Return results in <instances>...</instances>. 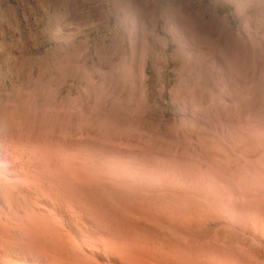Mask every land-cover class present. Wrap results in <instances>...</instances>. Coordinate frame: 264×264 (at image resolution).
Here are the masks:
<instances>
[{
    "label": "rangeland",
    "instance_id": "374dc122",
    "mask_svg": "<svg viewBox=\"0 0 264 264\" xmlns=\"http://www.w3.org/2000/svg\"><path fill=\"white\" fill-rule=\"evenodd\" d=\"M73 42H75V44H73ZM71 43L73 45H71ZM11 44H14V46ZM72 46L73 48L76 47L77 49L80 47L81 50L80 48L78 49L80 53L76 50L78 54H73L72 51H75V49L71 50L73 49ZM72 54L73 56H71ZM67 56H71V58L74 60L77 57L78 58L73 64V59L68 60ZM74 56H76V58ZM78 59L79 61L81 60L79 63ZM37 60L38 62L36 63ZM66 61H70L68 62L70 63V66L71 63L74 66L77 64L76 68H79V70H77L73 65V67L67 66ZM83 63L84 65H82ZM0 64V118H2V115L4 116L5 114L3 117L4 120L0 119V132H2V128L5 127V129L3 128L4 132L0 133V140H4L5 144H3L2 141H0V143L1 146H4L6 150L9 149L8 151L11 153L13 158H17L18 170L16 174H14L15 181L17 182V188L21 187L25 181L26 182L23 184L24 186L21 188L26 190L29 188L28 191H31L32 188L33 190L41 188L43 191H47V189L54 186H59L60 188L58 189L63 191L69 186V188H75L82 184L80 186L81 188L78 187V190L80 189L83 191V188H85L83 192H89L88 194H92V191L93 193L95 192V188L100 189L103 184H105L103 182L106 181L109 183V181H111L110 185L112 186H108L107 183V186L105 185L106 187H102L103 189L96 190V193L99 196L98 199L101 200H97L98 202H95L94 206L91 205L92 203H90L85 196H83V193L82 196L79 195L80 193H77L78 197H80L78 202H75L76 206L81 204L78 206V208L83 214L84 212L87 214L90 211L95 212L94 220H96V228L93 226L89 227V222L85 220L83 223L84 225L81 227V233H79L74 223H71V225L63 223V228L69 231H66L67 233L75 235L73 236V239L77 242H79L78 240H83L87 243L90 242L91 244L99 243L98 245L100 247L102 245L104 246L106 243L107 245L109 244L108 246L111 245L113 253L115 251V255L110 252L111 257L109 260H105L102 253L96 254L97 262L99 264H216V262L218 263V261H220L218 257L222 258L224 255H228L227 257L229 258L234 257L233 259L248 257L246 252L241 250V248L238 246L240 245L241 240V235L238 233L241 232V225L239 223V218H236V211L231 210H235V207H237L239 202L235 196L237 194L235 192V188L232 187L233 184L230 182V180L226 182V180L229 178L228 175L225 174L227 170L224 171V169L228 163L226 164L220 159L218 155V149L212 144V141H210L211 128L208 129V127H210L213 122H215L216 125H219V122L222 119H225V117L231 119L232 121L235 120L234 122L236 123H242V121L243 123H252L256 120L264 118V0H0ZM29 64H31V67ZM91 65L96 71H92L93 67ZM85 66L87 68H84ZM16 68L18 69L16 70ZM14 69L17 72V77L15 75L16 72ZM76 70L77 74H74ZM85 70L86 72H84ZM11 72H13V74ZM90 74H94V76L91 77ZM75 75L77 76L75 77ZM48 80L51 81L49 82ZM230 101L231 103L229 105ZM235 101L236 103H234ZM3 102L5 105L7 103V105L5 106ZM220 103L224 105H221ZM11 109L14 111H11ZM8 110L11 111V114ZM52 110L55 111L52 113ZM244 110L248 111L245 112ZM50 116L56 118H51L50 120ZM64 116H66V118ZM5 117H8L9 119H6ZM45 118H49L48 120L50 123H48V120L46 121ZM85 119V123H88H86L87 125H89L91 120L94 119L91 122L93 124L90 125L93 126L88 127L92 133H90L91 131L86 128L88 130L85 129L86 134L82 137L79 135H82L84 133V128L87 127V125L82 122ZM12 121L15 122L13 123ZM77 121L80 124H84L83 129V126L81 125L82 127H80V124L78 126L74 125L75 128L77 127L78 131L73 126L75 123L77 125ZM3 122L6 123V125ZM96 123H98V125H96ZM15 125L16 127H14ZM8 127L9 129H7ZM55 127H57V129H55ZM69 127L71 130H69ZM108 127L110 128L109 132H107ZM78 128H80L83 133ZM72 130L73 132L76 130L75 134L72 133ZM111 130H113V132H111ZM79 131L82 134H80ZM94 133L95 136L98 134L101 139H103L104 136L106 139H103L104 141L102 142L100 138V140L98 139L99 136L97 138L93 136ZM106 133H109L108 135L111 138L106 136ZM111 133H115V135L113 136ZM89 134H91V138H93V141H90L92 139L89 140L93 143L89 144L90 146L86 143L89 141L85 142V140L89 139V137H86L90 136ZM71 135H73L75 138L77 137L75 135H78V138L75 139L72 136L71 139ZM6 136L8 138H6ZM85 137L86 139L84 140ZM121 139L124 142H121ZM128 139H131L130 142H133L130 143ZM63 140H65L64 142H66V145L63 143ZM110 140L111 142L114 141L115 143H110ZM94 141L96 143H94ZM208 141H210V143H208ZM78 142L80 146L84 145L83 143H85L89 147L93 148H90L89 150L86 145V150L84 148L83 151L81 150V147L78 146V148L83 151L81 152L77 150L78 153L81 152L79 153L81 155L80 157L76 156L79 155L76 150V152H68L70 149L74 151V148L77 146L76 144ZM127 142L129 144L125 145ZM54 143H56L57 147ZM117 143L120 145V151L118 150ZM11 144H13V147ZM44 144H46L48 147L44 146ZM67 144H70L71 146H68ZM99 144L102 146L100 147ZM108 144H110L109 147ZM66 146H68V149H66ZM73 146L75 147L73 148ZM96 147H100L99 149L103 150V152L105 149L106 153H103L100 155L101 157H99L98 154H101L102 151L100 152L99 149L96 150ZM121 147L126 150L124 151ZM24 148L26 151H24ZM114 149L119 152H117L119 155H117L115 152L117 155V157L115 156L116 158L114 157L115 154H113ZM92 150H95V153L98 154H95ZM66 151L70 154L74 153V156L73 154H67ZM108 151L111 155L107 153ZM123 152H125L124 156L121 154ZM215 152H217V154ZM84 153H88V155H86L88 158L85 161L84 159L86 157H82L85 156ZM27 155H30L29 157L31 158H29ZM63 155L68 156H66V158ZM104 155L107 156L108 160V155L109 157L111 156L110 158H112L113 162L115 163L112 162V165L111 159V161H109L110 163H108ZM133 155H138L139 158L137 157L138 159L136 158V160L134 158L135 156L133 157ZM71 156H73V158H78H76L77 161H74L75 163L72 162L75 160V158L71 159ZM89 156L91 158H89ZM119 156L122 157L119 159ZM130 156L131 158L133 157V159H130L129 161L128 158H130ZM9 157L10 156H6L7 159ZM81 157L82 166L85 164V167H88V165L90 167L89 169H87V167L85 168L88 170V172H91L90 169L94 167L93 165H97L96 163L102 160V162H98V165L96 166L97 169L94 167V173L98 175L94 174L93 171L90 173L91 175H96L93 177L94 179L98 180L95 181L92 179L93 177H90L93 182L89 183H95L100 187L94 185L96 186L95 188H90L91 186L93 187V185L89 186V184H86L88 179H86L84 182V186V184L81 183L83 182L82 179L80 182L79 179H75L77 177L74 178L75 173L73 176L71 174L70 179L72 181L75 179L76 182L79 181L81 184H76V186L74 184L75 180L74 182L70 181L72 183L65 182V180L68 179L66 177L72 172L73 166V170L74 172L76 171V174L77 172L79 174L81 169H83V167L80 165L81 161H78ZM92 157L95 161L98 160V158L101 160L96 162L91 160L90 162V159H93ZM96 157L98 158L96 159ZM212 157H214V160ZM69 158L72 160L71 162L68 160ZM216 158H218L217 161H215ZM47 159H49V161ZM66 160L67 164L64 163V168L63 162ZM103 160H106L107 165L110 164V166L107 167L110 168L108 169L109 171L112 169L115 174L117 173L116 179L113 177L115 181H113V179L108 181L107 179L109 177L107 176L106 178L104 175H102L105 173H102L104 168L105 171H107V175L110 176L111 173L110 171L108 174L109 171L106 170L107 165L103 163L105 162ZM220 160L224 163V167H222V162V164L219 163ZM41 161L42 163H40ZM59 161L62 162V165L59 163ZM68 161L71 164L68 163ZM88 161L90 164L88 163L87 165ZM214 162H218L219 166H217L215 163L217 166L215 167ZM45 163H47L46 166L44 165ZM76 163L78 166L80 165L77 168H75ZM101 163L106 165H103V169L98 167ZM59 164L63 167V170L61 169L62 172L64 171L63 173L60 171L61 167ZM68 164H70L69 167L72 166L70 168L71 172L69 171L70 173L68 172V169H66ZM102 164L100 166H102ZM209 164H211L213 168L215 167L214 169L219 168V171L222 169L223 173L227 177L226 178L223 173H218L219 175H222L221 178L223 177V182L220 181V183L224 184L223 188L219 184L221 187L220 190L218 188V182L221 178H218L220 176H217L218 170H215L216 173L213 171L214 169L212 170V177L210 171L212 166ZM58 168L59 171L56 172ZM98 168L103 171L101 172V170ZM83 170L82 172H84ZM99 170L102 174L99 172ZM207 171H209V174L206 173ZM52 173L53 176H51ZM99 173L103 177H101ZM80 174L82 175V173ZM90 174H87V178ZM111 174V178L112 176H115V174ZM58 175L66 178H62L65 183L60 179L61 177H58ZM77 176L79 178V175ZM83 176H85V174ZM56 177L59 178L58 181ZM85 177H83V179H85ZM30 178H32V180ZM101 178H105L103 179L105 181L100 180ZM164 178H167L168 181L166 179L164 180ZM213 178L214 184L216 185L217 183L216 186L213 184V181L211 183V179L213 180ZM20 179L25 180L21 182ZM37 180L39 183L41 182L40 184L42 185L37 183ZM91 180L89 179L88 181ZM99 180L102 182V184H98L100 183ZM53 181L55 184L52 183ZM130 181L131 184L132 182L133 184H137L138 181V186L136 184L134 186L138 187L140 190L133 187V184L131 186L129 183ZM140 181H145L144 183L149 184L148 186L150 188L152 187V183L153 185L158 184L161 189L156 185L154 186L156 189H154L157 190V188H159L158 190L160 191L157 192V190L155 192L152 187L151 189H153L155 193L152 195V190L150 191L148 189L149 191H147L144 186L146 184L141 183ZM171 181L173 183L175 182L176 184H172ZM35 182L36 184H34ZM58 182L59 184H57ZM163 182L165 183L164 186ZM166 183H169V186ZM69 184H72L73 186ZM121 184H123V186H120L119 188L118 185ZM160 184L162 185L160 186ZM210 184H213L218 190H216L214 187L213 189L212 185ZM228 184H231L235 195L233 192H231L232 190L230 191V187H228L230 185ZM116 185L119 188L118 192ZM173 185L175 188L177 187L176 190H174L175 188L172 187ZM140 186L143 187L142 190ZM148 186L146 185V187ZM88 187L91 190H89ZM126 187L130 188L127 189ZM187 187L189 188L188 190H190V192L187 190L188 193H192L193 191V193L190 195L193 200L188 198L189 194L187 195ZM113 188H115L116 193ZM131 188H135L133 190H136L137 192L140 191L141 194L145 192L146 194L144 193L142 196L145 195L148 201L150 199L153 200L150 205L152 206V210H146V208L149 207V205L146 204V199V202L143 200L144 206L141 204V206L144 208L139 205L142 201V198L144 199L145 197H141V200L139 201L140 197L138 196L141 195L137 196L135 194L137 192L133 193L131 190H129ZM144 188L147 192H149L148 196H152L153 198L155 196V198H148L147 192L144 191ZM111 190L115 194L110 192ZM122 190L123 192H121ZM124 190L125 193L126 190H128L129 193H132L128 194L127 192V195L125 196ZM164 190L166 192H164ZM209 190H214L215 192H211L213 194L218 193L219 191V195H211L218 197L220 194H222V198H225L227 203L232 201L233 204V200L235 199L237 202L236 206L234 205V207L232 206L233 208H230L232 205L230 202L231 205H229V209L231 210H226L225 212L229 213L226 214L223 211L225 208H228V206L225 207L226 204L224 202L226 200L221 199V202L223 201L222 203L225 204V206H223L222 203H220L222 205L220 206L218 203L219 201H217L220 197L218 199L215 198L217 199L215 200V202H217L216 205L218 204L217 206L219 208L223 207V209H220V212H218L219 208H217L215 204L211 203L213 207H208H212V210L209 209L210 212L208 211V214L207 210L205 212L208 215L207 218V215L203 213L204 208L208 204L210 205V202L214 200L211 199V196L209 197L207 193L209 192L210 194ZM225 190L226 192H229L225 194L226 196L224 195ZM182 192L186 193V195L181 194ZM140 193L138 192L137 194ZM163 193H165V196H168L167 193H172L169 196L170 198L173 196L171 201L174 199L173 203H176V205L179 203V206H174V204L172 205L169 202L171 207H173H169V211L168 205L170 204L167 202L170 200L169 197L164 198L168 204L162 202L164 200H159L163 199ZM100 194L104 196L101 197ZM228 194H232L231 198L234 195L232 198L233 200L231 198H229L230 201L228 200ZM134 195L137 197V200ZM157 195L158 197H162L158 199V201L161 202L156 200V198H158L156 197ZM205 195H208V199L210 198L209 202L206 200L207 198ZM105 196L108 197L105 198ZM127 196H131L129 197L130 199H128L129 201L133 199V204L132 202L129 203V201H127ZM132 196L134 197L132 198ZM109 197L111 199H109ZM112 198L114 200L113 203L116 204L115 206L111 205L113 203H110V201L112 202ZM186 199L192 201H189L192 203V206H189V203V205L187 204L188 201ZM73 201H77V196ZM138 201L139 207H137L138 209L136 208L135 210V208L133 209V206L136 207ZM86 202L88 205H86ZM104 203L106 206H104ZM128 203L130 206L132 204V208ZM159 203L160 205H158ZM118 206H121V208ZM111 207L113 208L111 209ZM154 208L157 209V221L156 218H153L154 215L151 216L152 213L156 216ZM51 209L52 208H50V210ZM130 209H133V215L130 214L133 213ZM158 209L159 211L162 210L164 212H159ZM206 209L208 208L206 207ZM189 210H193L192 212L195 211L194 214L190 215L194 221H191V219L187 217ZM213 210L216 211L213 212ZM147 211H150V214L149 216L146 214L145 216L148 217L144 218L145 216L143 215L145 212L148 213ZM184 211H186V213ZM221 211H223L222 214ZM230 211L235 214V216L230 213ZM51 212H54L53 209ZM183 212L184 214H182ZM126 213H128V215ZM135 213L138 214L135 215ZM165 213L168 215L165 216L166 220L164 219ZM55 214H57L56 216L59 218L58 212ZM87 214H84V216L87 217ZM216 214L219 216H225L226 214V216L225 218L221 216L220 218L222 219H220ZM130 215L132 217L134 216L133 219H131L132 217ZM160 215L162 218H160ZM179 215H181L183 218L185 216L189 220H185L184 218L185 221H182L183 219L180 218ZM215 215L217 218H214L216 217ZM19 216L23 215L19 214ZM170 216H172V218H169ZM174 216H177L179 220H176L177 218L175 219ZM231 216H234L236 219L232 217L234 218V221H231L232 218H229ZM158 217L159 220L161 219L160 221H158ZM168 219H171L172 221L174 220V223H179L172 225L171 221V226H169L167 221ZM24 220L17 223V244L21 243L22 241L31 243L39 238L37 236H42L43 234L48 236L50 234L49 231H47V225L44 220L41 221L40 219H35L36 221L32 222L31 220L34 221V219H30L29 217H26ZM162 220L164 221L162 222ZM113 221L115 222L113 223ZM235 221L239 225L236 224ZM39 222L43 223L38 225ZM160 223H163L164 226L161 224L159 227ZM113 224H116V227L113 228ZM221 225L224 227H221ZM36 228L40 231L36 230ZM68 228L70 229L68 230ZM111 228L114 229L113 231L116 230L115 234L114 232H112L113 234L110 233L111 235L109 234V232L112 231ZM125 228L127 230L129 228V230L127 231ZM73 229L76 230V232ZM97 231L99 232L97 233ZM126 231L129 233L127 234ZM1 233H4L3 228H0V241L3 242V240H8V235L4 233L2 234V237ZM155 233L158 234L159 238H156L157 235ZM44 235L42 238L45 237ZM50 235L52 236V234ZM114 235L116 238L113 239L114 237H112V239L109 240V236L111 238V236ZM163 235L165 237H163ZM233 235H236V238H233ZM59 239L60 238L57 237L56 241ZM157 239L160 241L158 242ZM226 239H228V241H226ZM113 240H115L116 243L113 242ZM44 241L45 240H43V242ZM157 242L158 244H156ZM113 243L118 244V246ZM114 245L115 247L113 248ZM175 247L176 249H174ZM111 248L108 249L111 250ZM231 248L235 250H231ZM119 250L121 254L119 253ZM219 251L222 252V254L219 253ZM156 252L159 253L156 254ZM163 253L164 256L166 255L167 257L161 256ZM157 256H159V258H156ZM211 258L213 262L210 261Z\"/></svg>",
    "mask_w": 264,
    "mask_h": 264
},
{
    "label": "bare ground",
    "instance_id": "6f19581e",
    "mask_svg": "<svg viewBox=\"0 0 264 264\" xmlns=\"http://www.w3.org/2000/svg\"><path fill=\"white\" fill-rule=\"evenodd\" d=\"M70 2V1H69ZM63 9V8H62ZM108 11V10H107ZM12 13V12H11ZM62 13V12H61ZM82 20V19H81ZM64 21H66V20H64ZM60 23V22H59ZM63 23V22H62ZM68 23V22H67ZM71 23V22H70ZM3 26V25H2ZM51 32V31H50ZM59 32V31H58ZM38 33V32H37ZM41 34V33H40ZM59 34V33H58ZM41 36V35H40ZM60 36V35H59ZM68 36V35H67ZM74 38V37H73ZM83 40V39H82ZM15 41V40H14ZM71 41V40H70ZM77 41H78V39H77ZM19 42V41H18ZM24 42V41H23ZM8 43V42H7ZM13 43V42H12ZM20 44V43H19ZM73 44H75V42H73ZM72 43H71V45H73ZM12 45V44H11ZM16 45V44H15ZM6 46H7V44H6ZM12 46H14V44L12 45ZM74 46H76V45H74ZM18 47V46H17ZM70 47V46H69ZM10 48V47H9ZM16 48V47H15ZM68 48V47H67ZM72 48H73V46H72ZM80 47H78V49H79ZM75 49V51H72L73 52V54H78V49L76 48V47H74L73 49H71V50H74ZM7 50V49H6ZM76 50L78 51V52H76ZM80 50H81V48H80ZM71 52V51H70ZM87 52V51H86ZM95 52V51H94ZM80 53V52H79ZM70 54V53H69ZM73 54L71 55V56H73ZM76 54V55H77ZM96 54V53H95ZM99 54V53H98ZM8 55V54H7ZM68 55V54H67ZM45 56V55H44ZM65 56V55H64ZM71 56H67L68 57V60H72L73 58H71ZM84 56V55H83ZM75 58H76V56H74ZM81 57H82V55H81ZM89 57V56H88ZM98 57V56H97ZM69 58H71V59H69ZM78 58V57H77ZM76 58V59H77ZM92 58V57H91ZM39 59V58H38ZM76 59L74 60L73 59V61L74 62H72L73 64L75 63V61H76ZM31 60V59H30ZM35 60H36V58H35ZM41 60V59H40ZM40 60H39V63H40ZM98 60V59H97ZM17 61V60H16ZM19 61V60H18ZM45 61V60H44ZM48 61V60H47ZM51 61V60H50ZM81 61V60H80ZM79 61V59H78V63L80 62ZM30 62V61H29ZM38 62V60L36 61V63ZM67 62V66H70L69 64L70 63H68V62H70V61H66ZM86 62H87V60H86ZM7 63V62H6ZM9 63V62H8ZM15 63V62H14ZM32 63H34V62H32ZM42 63V62H41ZM44 63V62H43ZM71 63V66L73 65ZM85 63V62H84ZM84 63L82 64V65H84ZM5 64V63H4ZM28 64V63H27ZM26 64V65H27ZM45 64V63H44ZM1 65V64H0ZM23 65V64H22ZM30 65V67H31V64H29ZM38 65H40V64H38ZM80 65H81V63H80ZM98 65V64H97ZM96 65V66H97ZM101 65V64H100ZM36 66V65H35ZM70 66V67H71ZM74 66V65H73ZM72 66V67H73ZM78 66H79V64H78ZM92 66V65H91ZM4 67V66H3ZM10 67V66H9ZM29 67V66H28ZM33 67H34V65H33ZM39 67V66H38ZM75 68L77 67V64H75V66H74ZM93 67V66H92ZM7 68V67H6ZM83 68V67H82ZM84 68H87L86 66L84 67ZM83 68V69H84ZM97 68H99V67H97ZM18 68H16V70H17ZM74 69V68H73ZM73 69H72V71H73ZM77 70H79V68H76ZM93 70L92 71H96L95 69H94V67L92 68ZM15 70V69H14ZM16 70H15V72H16ZM22 70V69H21ZM30 70V69H29ZM77 70L75 71V73L74 74H77L76 72H77ZM90 70V69H89ZM98 70V69H97ZM7 71H9V70H7ZM19 71H20V69H19ZM27 71H28V68H27ZM22 72V71H21ZM26 72V71H25ZM74 72V71H73ZM84 72H86V70L84 71ZM98 72V71H97ZM96 72V73H97ZM12 74H13V72H11ZM79 73V72H78ZM83 73V72H82ZM27 74V73H26ZM84 74V73H83ZM94 74H95V72H94ZM94 74H90L91 75V77L92 76H94ZM4 75V74H3ZM15 75H16V77H17V72L15 73ZM20 75V74H19ZM77 75H75V77H76ZM1 77V76H0ZM5 77V76H4ZM6 78V77H5ZM80 78H82V77H80ZM79 78V79H80ZM94 78V77H93ZM83 80V79H82ZM82 80H80V81H82ZM49 81V80H48ZM51 81V80H50ZM49 81V82H50ZM58 83H60V82H58ZM11 87V86H10ZM12 88V87H11ZM4 90V89H3ZM14 90V89H13ZM8 92V91H7ZM12 92V91H11ZM14 93V92H13ZM3 97V96H2ZM12 97V96H11ZM15 102V101H14ZM68 103V102H67ZM223 103V102H222ZM228 103V102H227ZM230 103H231V101L229 102V105H230ZM234 103H236V101L234 102ZM261 103V102H260ZM3 104L5 105V103L3 102ZM218 104H219V102H218ZM221 104V103H220ZM224 104H225V102H224ZM224 104H221V105H224ZM263 104V103H262ZM6 105H7V103H6ZM5 105V106H6ZM227 105V104H226ZM257 105V104H256ZM11 106V105H10ZM53 106V105H52ZM243 106V105H242ZM241 106V107H242ZM260 106V105H259ZM223 107V106H222ZM240 107V106H239ZM247 107V106H246ZM9 108V107H8ZM12 108H13V106H12ZM57 108V107H56ZM55 108V109H56ZM238 108V107H237ZM245 108V107H244ZM250 108H251V106H250ZM17 109V108H16ZM15 109V110H16ZM241 109V108H240ZM246 109V108H245ZM254 109V108H253ZM252 109V110H253ZM5 110V109H4ZM7 110V109H6ZM13 109H11V111H12ZM222 110V109H221ZM250 110V109H249ZM8 111H10V110H8ZM11 111H10V114H11ZM14 111V110H13ZM53 111H55V110H52V113H53ZM63 111V110H62ZM61 111V112H62ZM213 111V110H212ZM230 111V110H229ZM232 111V110H231ZM235 111V110H234ZM245 111V110H244ZM246 111H248V110H246ZM245 111V112H246ZM236 112V111H235ZM241 112V111H240ZM262 112V111H261ZM260 112V113H261ZM228 113V112H227ZM252 113V112H251ZM3 114H4V112H3ZM9 114V113H8ZM12 114H13V112H12ZM16 114V113H15ZM55 114V113H54ZM59 114V113H58ZM233 114H234V112H233ZM233 114H232V116H233ZM237 114V113H236ZM243 114V113H242ZM262 114V113H261ZM6 115H7V113H6ZM48 115V114H47ZM77 115V114H76ZM210 115H211V112H210ZM230 115V114H229ZM239 115V114H238ZM247 115H249V114H247ZM4 116H5V114H4ZM3 115H2V118H0V119H3V117H4ZM8 116V115H7ZM10 116V115H9ZM13 116H16V115H13ZM12 116V117H13ZM37 116V115H36ZM56 116H59V115H56ZM243 116V115H242ZM0 117H1V115H0ZM49 117V116H48ZM63 117V116H62ZM65 118H66V116H64ZM248 117V116H247ZM251 117V116H250ZM260 117V116H259ZM6 119H9L8 117H5ZM17 118V117H16ZM20 118V117H19ZM23 118V117H22ZM51 118H56V117H51L50 116V120H51ZM69 118V117H68ZM73 118V117H72ZM239 118H240V116H239ZM5 119V120H6ZM11 119V118H10ZM28 119V118H27ZM42 119H44V118H42ZM46 119V118H45ZM49 119V118H48ZM48 119H46V121L48 120ZM74 119V118H73ZM73 119H72V121H73ZM87 119V118H86ZM86 119L84 120V121H82L83 123H85V121H86ZM89 119H92V118H89ZM4 120V119H3ZM2 120V121H3ZM12 120H13V118H12ZM14 120H15V118H14ZM19 120V119H18ZM37 120V119H36ZM56 120H61V119H56ZM88 120V119H87ZM94 120V119H93ZM93 120H91V122L93 121ZM219 120H221V119H219ZM242 120V119H241ZM254 120V119H253ZM10 121V120H9ZM68 121V120H67ZM208 121H210V120H208ZM235 121V120H234ZM234 121H232L231 119H228V118H226L225 117V119H222L220 122H219V125H216V123L215 122H213L212 123V125L210 126V124L208 123V125L210 126V127H208V129L209 128H211V140L210 141H212V144L214 145V146H216V148L218 149V151H219V157H220V159L224 162V163H228L227 165H226V167H225V169H224V171H226L227 170V172H225V174L226 175H228V178L229 179H227L226 180V182H228L229 180H230V182L233 184L232 185V187H234L235 188V192H236V194L237 195H235V192H233L234 190H232L233 188L231 187V184H228V185H230V186H228V187H230L229 189H230V191L231 192H233L234 193V195L236 196V198L238 199V205H237V207H235L234 209L235 210H231V209H229V205H231L232 204V201H230L229 200V198H231V195L233 194H228L229 196H228V200L231 202V204H230V202L229 203H227V200L225 199V198H222V194H220V196H218V197H214L213 195L214 194H217V195H219L218 193H220L219 191H218V193H211V192H213V191H210V194H209V192H207L208 193V195H209V197L211 196L212 198V200L214 201H211L210 202V205L208 204V202L210 201V198L208 199L207 198V196L208 195H205L206 196V200L208 201L207 202V206H205V208H204V212L203 213H205L206 212V210H207V214H208V211L210 212V210L209 209H211L212 207H213V205L212 204H215L216 205V203L217 202H215V200H217L219 197V199L217 200V201H219L218 203H219V205L220 206H225V204H226V206L225 207H227L228 206V208H225V210H223L224 211V213H226L225 211L227 210L228 211V209L229 210H231V211H236V218H239V223H240V227H241V232H238L239 234V236H240V238H241V240H240V245H238L240 248H241V250H244L245 252H246V254H247V256L248 257H246V258H237V259H233V258H229V257H227V256H225L224 255V257H222V258H219L218 257V259H220V261H218V263L216 262V264H264V118L263 119H260V120H256L255 122H252V123H247V122H245V123H243V121H242V123H236V122H234ZM237 121V120H236ZM247 121V120H246ZM8 122V121H7ZM13 122V121H12ZM15 122V121H14ZM13 122V123H14ZM23 122V121H22ZM28 122H29V120H28ZM45 122V121H44ZM52 122V121H51ZM55 122V121H54ZM89 122V121H88ZM90 122V124L89 125H87L86 123V125H87V127H85L84 128V124L82 123V124H80V123H78V121H77V125H76V123L75 124H73V126L75 125V126H78L79 124H80V127H82V129L84 128V133H83V131L80 129V128H78V129H80L81 131H82V133H80V131H79V133L80 134H82V135H79V136H85V132H86V130H88L89 129V131H91L90 130V128H88V127H92V126H90L91 124H93V123H91ZM95 122V121H94ZM4 123V122H3ZM27 123V122H26ZM46 123V122H45ZM48 123H50L49 122V120H48ZM72 123V122H71ZM5 125H6V123H4ZM16 124V123H15ZM28 124V123H27ZM40 124H42V123H40ZM57 124H58V121H57ZM62 124V123H61ZM21 125V124H20ZM37 125V124H36ZM47 125V124H46ZM55 125V124H54ZM82 125V126H81ZM96 125H98V123H96ZM101 125V124H100ZM19 126V125H18ZM52 126V125H51ZM56 126V125H55ZM75 126H74V128H75ZM102 126V125H101ZM104 126V125H103ZM2 127V126H1ZM7 127V126H6ZM14 127H16V125L14 126ZM13 127V128H14ZM61 127V126H60ZM4 129H5V127H3ZM2 128V132H0V133H3L4 131V129ZM70 128V127H69ZM86 128H88V129H86ZM7 129H9V127L7 128ZM6 129V130H7ZM55 129H57V127H55ZM67 129V128H66ZM76 130H77V127L75 128ZM86 129V130H85ZM92 129H94V128H92ZM110 128L108 127V129H107V132H109L110 130H109ZM32 130V129H31ZM69 130H71V128L69 129ZM74 130V129H73ZM73 130H72V133H74L75 134V132H76V130H75V132H73ZM102 130V129H101ZM106 130V129H105ZM0 131H1V129H0ZM17 131V130H16ZM64 131V130H63ZM78 131V130H77ZM95 131V130H94ZM209 131V130H208ZM59 132V131H58ZM111 132H113V130H111ZM11 133V132H10ZM49 133H50V131H49ZM64 133V132H63ZM90 133H92V131L90 132ZM101 133V132H100ZM99 133V134H100ZM103 133H104V131H103ZM18 134V133H17ZM73 134V135H74ZM97 134V133H96ZM107 134V133H106ZM109 134V133H108ZM106 135V136H109V135ZM112 134V133H111ZM2 135V134H1ZM5 135V134H4ZM7 135V134H6ZM21 135V134H20ZM73 135H71L70 136V138L72 139V136ZM87 135H88V131H87ZM90 136H86L87 138L89 137V139H87V140H85L86 139V137L84 138V140H85V142L86 141H89L90 139H92V140H90V141H93V138H91L92 137V135L91 134H89ZM101 135V134H100ZM104 135V134H103ZM113 136L115 135V133L114 134H112ZM11 136V135H10ZM75 136H77L76 138H78V135H75ZM93 136H95V133H94V135ZM99 135L97 134V136H95L96 138L98 137ZM120 136H122V135H120ZM2 137H5V136H2ZM47 137V136H46ZM74 137V136H73ZM95 137H94V139H95ZM101 137H102V135H101ZM6 138H8L7 136H6ZM10 138V137H9ZM48 138V137H47ZM67 138V137H66ZM75 138V137H74ZM75 138V139H76ZM100 138V136L98 137V139ZM103 138V137H102ZM109 138H111L110 136H109ZM115 138H116V136H115ZM118 138V137H117ZM139 138V137H138ZM4 139V138H3ZM68 139V138H67ZM81 139H83V138H81ZM101 139V138H100ZM99 139V140H100ZM104 140L106 139V137L104 136V138H103ZM103 139H101L102 140V142L104 141ZM7 140V139H6ZM39 140L41 141V139L39 138ZM119 140V139H118ZM122 140V139H121ZM125 140V139H124ZM130 140L131 139H128V141L130 142ZM135 140V139H134ZM0 141H2V140H0ZM13 141V140H12ZM61 141H62V139H61ZM65 140H63V143L65 144L66 142H64ZM79 141H81V140H79ZM86 142L88 145L89 144H91L92 142ZM96 141H98V140H96ZM116 141V140H115ZM127 141V140H126ZM125 141V142H126ZM136 141V140H135ZM134 141V142H135ZM210 141H208V143H210ZM30 142V141H29ZM54 142V141H53ZM72 142V141H71ZM77 142V141H76ZM84 142V141H83ZM112 142H114V141H112ZM111 142V140H110V143H112ZM121 142H124L123 140L121 141ZM133 142V141H132ZM132 142H130V143H132ZM2 143L3 144H5V142H4V140L2 141ZM7 143V142H6ZM17 143V142H16ZM20 143V142H19ZM38 143V142H37ZM60 143V142H59ZM59 143H58V146H59ZM68 143H70V142H68ZM94 143H96L95 141H94ZM99 143V142H98ZM97 143V144H98ZM101 143V142H100ZM115 143V142H114ZM10 144V143H9ZM24 144V143H23ZM40 144H41V142H40ZM53 144V143H52ZM55 145H56V143H54ZM61 144V143H60ZM71 144V143H70ZM69 144V145H70ZM79 144V142L75 145L77 148H78V146H80V144ZM81 144H82V142H81ZM84 145H82V146H84V147H82V146H80L81 147V150H83L84 151V148H85V150H86V147H88V149L90 150V148H93V147H89L87 144H85V143H83ZM93 144V143H92ZM96 144V145H97ZM106 144V143H105ZM128 145L129 143L127 142V143H125V145ZM12 145V147H13V144H11ZM39 145V144H38ZM66 145V144H65ZM68 145V144H67ZM68 145V146H69ZM87 145V146H86ZM95 145V144H94ZM100 145V144H99ZM109 145L110 144H108V147H109ZM116 145V144H115ZM117 145H118V150L120 149V145H119V143H117ZM124 145V146H125ZM0 146H1V143H0ZM18 146V145H17ZM39 146H41V145H39ZM43 146V145H42ZM44 146H46V147H48L46 144H44ZM43 146V147H44ZM68 146H66V149H68ZM71 146V145H70ZM75 146H73V148L75 147ZM86 146V147H85ZM102 145H100V147H101ZM104 146V145H103ZM107 146V145H106ZM105 146V147H106ZM112 146V145H111ZM110 146V147H111ZM121 146H122V144H121ZM134 146V145H133ZM137 146V145H136ZM34 147V146H33ZM56 147H57V145H56ZM75 147V148H76ZM99 147V148H100ZM123 147V146H122ZM121 147V148H122ZM126 147H128V146H126ZM131 147V146H130ZM212 147V146H211ZM18 148V147H17ZM16 148V149H17ZM64 148V147H63ZM70 148V147H69ZM74 148V151L72 150V149H70V151H68V152H76L77 150H79V151H81L80 150V148H76L75 149ZM83 148V149H82ZM99 148H97L96 147V150L97 149H99ZM107 148V147H106ZM111 148H113V147H111ZM114 148H115V146H114ZM116 148H117V146H116ZM129 148V147H128ZM139 148V147H138ZM12 149V148H11ZM60 149V148H59ZM88 149H87V152H88ZM103 149H104V147H103ZM123 150H124V148H122ZM211 149V148H210ZM9 150V149H8ZM8 150H6L5 148H4V146H1L0 147V228H3V230H4V233L5 234H7L8 235V240H6V241H4L3 240V242L2 241H0V264H99L98 262H97V257H96V254H99V253H102L103 254V256H104V259L105 260H109V258L111 257V253L110 252H112L113 253V251H112V248H111V245L110 246H108L107 245V243L103 246H99L98 244H96V243H87V242H85V241H83V240H78L79 242H77V241H75L74 239H73V236H75V235H73V234H69V233H67V232H69V231H67V229L65 230L64 228H63V223H66V224H70L71 225V223H74L75 225H76V227H77V231L79 232V233H81V227H82V225H84L83 223H84V221L85 220H87L88 222H89V224L88 225H90L89 227H91V226H93V227H95L96 228V220H94L95 218H94V216H95V212L93 211V212H89L88 214L87 213H85L84 212V214H87V217L86 216H84V214L82 213V211H80L79 210V208H78V206H80V205H78V206H76V204H75V202H78V200H79V197H78V195H77V193L79 194V195H81L82 196V193H83V196H85L86 197V199H88V201L90 202V203H92L91 205H93L94 206V203L95 202H98L99 200H101V199H98L99 198V196H98V194L96 193V190L98 189H96L95 187L97 186V187H100V186H98V185H96L95 183L94 184H89L90 182H93L92 180H91V178L90 177H93L94 175L92 174H90L92 171H93V173H94V171H95V169H97V165H98V162H102V160L101 159H99L98 157H96V159L98 158V160H101V161H98V160H96V161H98L96 164L97 165H93L94 167H96L95 169H94V167H92V165H91V169H90V171L91 172H88V170L87 169H89L90 167H89V165H88V163H89V161L87 162V165H88V167H87V169H85L86 167H85V164L82 166V157H86L85 159H84V161L88 158L86 155H88V153L87 154H85V156H82L78 161L80 162L81 161V163H80V165L83 167V169H85V170H83V169H81V172L80 173H82V175L79 173L78 174V172H77V174H76V171L74 172V170H73V168H74V166L72 167V172L70 171L71 169V167H69L70 166V162L72 161L71 159L73 158V156H74V153H72L73 154V156H71L68 160H70V162L68 161V163H70V164H68V166L67 167H69V168H67L66 167V169H68V172L70 173H68L69 175V177L67 176L66 178H68V179H70L71 177V174H72V176H73V174L75 173V175H74V178L75 177H77V178H75L76 180H80V182H81V179H82V181L83 182H81V183H83L84 184V186H85V181H86V179H90L91 181H86V184L88 185L89 184V186L90 185H93V187L91 186L90 188H95V192L93 193V191H92V194L90 193V194H88V193H85V192H83L84 190H85V188H83V186H82V188L84 189L83 191L82 190H78V187H80L82 184L81 183H79V181L78 182H76V180H75V182H74V180L72 181L71 179L69 180V181H67V180H65V182L66 183H68V182H70V181H72V182H74V184L76 185V184H81V185H76L77 187H71V188H69V187H67V189H65V190H60V189H58V188H60L59 186H54V187H52V188H49V189H47V191H43L41 188V190L40 189H36V190H33V188H32V190L31 191H28L29 190V188H28V190H26V189H23V188H21L22 186H24L23 184L26 182H24L23 184H22V186L21 187H18L17 188V182L15 181V175L14 174H16V172H17V158L15 159V158H13L12 156H11V153H9V151ZM52 150V149H51ZM72 150V151H71ZM76 150V151H75ZM100 150V152H101V154H98V153H95V150L93 151L95 154H98L99 155V157H101L100 155H102L103 153H106L105 152V149H104V152H103V150H101V149H99ZM98 150V151H99ZM107 150V149H106ZM126 150V149H125ZM124 150V151H125ZM24 151H26V149L24 148ZM67 151H66V153H67ZM83 151H81V152H83ZM91 151V152H92ZM109 151H113V150H109ZM109 151L107 152V153H109ZM120 151V150H119ZM122 151V150H121ZM41 152V151H40ZM81 152H79V153H81ZM86 152V151H85ZM92 152V153H93ZM97 152V151H96ZM99 152V153H100ZM115 152L117 153L118 151L116 150V149H114V153L113 154H115ZM19 153V152H18ZM62 153H63V151H62ZM65 153V154H66ZM70 153H67V154H70ZM77 153H78V151H77ZM78 153V154H79ZM93 153V154H94ZM119 153V152H118ZM117 153V155H119ZM216 154H217V152H215ZM29 154H32V153H29ZM44 154V153H43ZM48 154V153H47ZM59 154V153H58ZM72 154H70V155H72ZM93 154H90V155H93ZM110 154V153H109ZM121 154H123L122 156H124L125 155V152H123V153H121ZM128 154V153H127ZM215 154V155H216ZM20 155V154H19ZM35 155V154H34ZM40 155H42V154H40ZM60 155V154H59ZM106 155V154H105ZM104 155V157H106L105 159L107 160V162L108 163H110L109 161H111L112 160V158H110L109 157V155H108V158H109V160L107 159V156H105ZM111 155V154H110ZM117 155L115 154L114 155V157L116 156L117 157ZM144 155V154H143ZM6 156H10L8 159L6 158ZM28 156V155H27ZM30 156V155H29ZM28 156V157H29ZM33 156V155H32ZM47 156V155H46ZM54 156V155H53ZM57 156V155H56ZM63 156H65V155H63ZM66 156H68V155H66ZM65 156V157H66ZM76 156H81L80 154L79 155H76ZM93 156H96V155H93ZM121 156V157H122ZM126 156H129V155H126ZM132 156V155H131ZM131 156H130V158H128L129 159V161H130V159H133V157L136 159L137 157H138V155L136 156V155H133V157L131 158ZM15 157H16V155H15ZM103 157V158H104ZM115 157V158H116ZM120 156H119V159L121 158ZM172 157V156H171ZM25 158V157H24ZM29 158H31V157H29ZM52 158V157H51ZM50 158V159H51ZM57 158V157H56ZM67 158V157H66ZM75 158V160H73L72 162H74V161H77V157H74ZM73 158V159H74ZM77 158V159H76ZM89 158H91L90 156H89ZM93 158V157H92ZM126 158V157H125ZM139 158V157H138ZM137 158V159H138ZM213 158V160H214V157H212ZM36 159V158H35ZM111 159V160H110ZM123 159V158H122ZM136 159V160H137ZM158 159V158H157ZM34 160V159H33ZM48 161H49V159H47ZM91 160L92 161H94V162H96L95 160H94V158L93 159H90V162H91ZM106 160H103V161H105V162H103V163H105L106 165H107V163H106ZM136 160H134V161H136ZM212 160V161H213ZM218 160V158H216V160L215 161H217ZM220 160V162L219 163H221L222 161ZM32 161V160H31ZM122 161V160H121ZM210 161V160H209ZM21 162V161H20ZM37 162V161H36ZM46 162V161H45ZM67 162V160L65 161V162H63V167L65 168V166H64V163L65 164H67L66 163ZM113 162V160L111 161V163ZM222 162V163H223ZM28 163V162H27ZM33 163V162H32ZM40 163H42V161L40 162ZM53 163V162H52ZM59 163L62 165V162H60L59 161ZM75 163V162H74ZM73 163V164H74ZM113 163H115V162H113ZM113 163H112V165H113ZM124 163H126V162H124ZM128 163V162H127ZM210 163V162H209ZM211 163H213V162H211ZM217 164V166H219L218 165V162H214V164ZM221 163V164H222ZM224 163L222 164V167H224ZM30 164V163H29ZM46 164L47 163H45L44 165L46 166ZM60 164H59V166H60ZM90 164V163H89ZM102 164V163H101ZM101 164H99V166L98 167H101L102 169L104 168V166H106V165H104V164H102V166H100ZM213 164V165H214ZM216 164L214 165L215 167H217L216 166ZM220 164V165H221ZM42 165V164H41ZM79 165V166H80ZM104 165V166H103ZM116 165V164H115ZM157 165V164H156ZM209 165H211V164H209ZM20 166V165H19ZM44 166V167H45ZM59 166H57V167H59ZM78 165H77V163H76V165H75V168H77V167H79ZM108 166H110V164H108L107 166H106V170H108V169H110V168H107ZM212 166V165H211ZM31 167V166H30ZM61 168H60V171H61V169L63 168L62 166H60ZM115 167V166H114ZM159 167V166H158ZM214 167V168H215ZM22 168H23V166H22ZM21 168V169H22ZM35 168V167H34ZM81 168V167H80ZM127 168H128V166H127ZM143 168V167H142ZM165 168V167H164ZM213 168V166H212V169L210 170L211 171V174H212V170L214 169ZM221 168V167H220ZM227 168V169H226ZM44 169H46V168H44ZM94 169V170H93ZM98 169H100V168H98ZM117 169V168H116ZM129 169V168H128ZM217 169V168H216ZM216 169H214L213 171H215ZM42 170V169H41ZM47 170V169H46ZM50 170V169H49ZM63 170V169H62ZM75 170H77V169H75ZM82 170L84 171V172H86V173H84V172H82ZM87 170V171H86ZM101 170V169H100ZM100 170H99V172H100ZM114 170H115V168H114ZM154 170V169H153ZM163 170V169H162ZM175 170H177V169H175ZM208 170H209V167H208ZM218 171H219V168L217 169ZM216 170V171H217ZM222 169H220V171H221ZM22 171V170H21ZM20 171V172H21ZM26 171H28V170H26ZM42 171H44V170H42ZM55 171V170H54ZM59 171V168L57 169V171L56 172H58ZM97 171V170H96ZM103 170H101V172H102ZM109 171V170H108ZM111 171V173H113V174H115L114 172H113V170L111 169L110 170ZM110 171L108 172V174L110 173ZM117 171V170H116ZM155 171V170H154ZM216 171H215V173H216ZM217 171V174L218 173H223V170L220 172H218ZM25 172V171H24ZM37 172H38V169H37ZM45 172V171H44ZM49 172V171H48ZM62 172V171H61ZM64 172V171H63ZM62 172V173H63ZM98 172V171H97ZM100 172V173H101ZM106 174H105V173ZM167 172V171H166ZM165 172V173H166ZM51 173V172H50ZM60 173V172H59ZM61 173V174H62ZM85 174V176H83L84 174ZM90 174V175H88L89 177L87 178V174ZM99 173V174H100ZM102 173H104V174H102ZM101 174L102 175H104V177H106L107 178V176L109 177L107 180L109 181V180H112L113 179V181H115V179H116V174H115V176H112V178L110 177L112 174L110 173V176L109 175H107V171H105V168H104V171L102 172ZM142 173V172H141ZM180 173V172H179ZM206 173H208L209 174V171H207ZM18 174V173H17ZM32 174V173H31ZM43 174V173H42ZM55 174V173H54ZM67 174V173H66ZM65 174V175H66ZM94 174H96V173H94ZM100 174V175H101ZM207 174V175H208ZM210 174V175H211ZM224 173H223V175L226 177V175H225ZM27 175V174H26ZM44 175H46V174H44ZM77 175H79V178H78V176ZM96 175H98V174H96ZM95 175V176H96ZM100 175H99V178H100ZM101 175V177H103ZM106 175V176H105ZM130 175V174H129ZM173 175H174V173H173ZM216 175V174H215ZM214 175V176H215ZM7 176H8V178H7ZM19 176V175H18ZM24 176H25V174H24ZM47 176V175H46ZM45 176V177H46ZM49 176V175H48ZM51 176H53V173H52V175ZM57 176V175H56ZM85 177V179H83V177ZM94 176V177H95ZM142 176V175H141ZM161 176V175H160ZM176 176V175H175ZM209 176V175H208ZM212 177H213V174L211 175ZM217 176H220V177H218V178H221V176L222 175H217ZM32 177H34V176H32ZM43 177V176H42ZM58 177L61 179V180H63V179H66V178H64L63 176H61V175H58ZM58 177H56V179H57V181H58ZM82 177V178H81ZM94 177L92 178V179H94ZM113 177H115V179L113 178ZM122 177V176H121ZM144 177V176H143ZM178 177V176H177ZM210 177V176H209ZM216 177V176H215ZM7 178V179H6ZM23 178V177H22ZM29 178V177H28ZM35 178V177H34ZM46 178H48V177H46ZM63 178V179H62ZM179 178V177H178ZM182 178V177H181ZM217 178V177H216ZM215 178V179H216ZM227 178V177H226ZM31 180H32V178H30ZM51 179V178H50ZM55 179V178H54ZM103 179H105V178H103ZM102 178L100 179V180H103ZM131 179H133V178H131ZM167 180V178H164V180ZM180 179V178H179ZM222 179V180H221ZM220 180H219V182H218V188H219V190L221 189V187L223 188L224 187V184H223V186H222V184L220 183V181H222L223 182V177L221 178ZM21 180V182L23 181V180H25V179H20ZM28 180V179H27ZM34 180V179H33ZM36 180V179H35ZM60 180V182L62 183V181ZM95 181H97L98 179H94ZM100 180H99V182H100ZM138 180V179H137ZM141 180V179H140ZM152 180V179H151ZM158 180H160V179H158ZM185 180V179H184ZM18 181H19V179H18ZM38 181V180H37ZM56 181V182H57ZM103 181H105V180H103ZM132 181V180H131ZM131 181L129 182L130 184H131ZM157 181V180H156ZM163 181V180H162ZM168 181V180H167ZM170 181V180H169ZM179 181V180H178ZM186 181V180H185ZM209 181H210V179H209ZM212 181H213V184H214V178H213V180L211 179V183H212ZM216 181V180H215ZM217 181H218V179H217ZM216 181V182H217ZM31 182H33V181H31ZM63 182H64V180H63ZM64 182V183H65ZM72 182H70V183H72ZM110 182L111 181H109V183L108 182H103V183H105V184H103V186L102 187H106L107 185L108 186H112V185H110ZM133 182H134V180H133ZM133 182H132V184H133ZM141 182V181H140ZM145 182V181H144ZM144 182H141V183H144ZM146 182H148V181H146ZM161 182V181H160ZM215 182V183H216ZM225 182V183H226ZM30 183V182H29ZM37 183H39V181L37 182ZM41 183V182H40ZM39 183V184H40ZM52 183H54V181L52 182ZM63 183V184H64ZM97 183V182H96ZM108 183V184H107ZM113 183V182H112ZM139 182L137 181V184H138ZM140 183V185L142 186V184ZM151 183V182H150ZM158 183H159V181H158ZM170 183V182H169ZM169 183L167 184L168 186H169ZM171 183L172 184H174L172 181H171ZM209 183V182H208ZM31 184V183H30ZM34 184H36V182L34 183ZM55 184V183H54ZM57 184H59V182L57 183ZM98 184H102V182H100V183H98ZM107 184V185H106ZM124 184V183H123ZM123 184H121V185H118L119 186V188H120V186H123ZM132 184H131V186H132ZM136 183H134L133 184V187H135L134 185H135ZM136 184V185H137ZM144 184H146V183H144ZM171 184V185H172ZM176 184V183H175ZM213 184H210V185H212V188L214 187L215 189H216V185H217V183H216V185L214 186ZM219 184H220V186H219ZM227 184V183H226ZM38 185V184H37ZM40 185H42V184H40ZM69 185H71V186H73L72 184H69ZM94 185H96V186H94ZM106 185V186H105ZM114 185V184H113ZM147 186L149 185V184H146ZM146 185H144L145 186V188L147 189V191H153V189L155 188L154 186H156L157 185V187H159L158 186V184H155V185H153V183H152V187H153V189H151L149 186V188L148 187H146ZM162 184H160V186H161ZM165 185V183L163 182V186ZM209 185V184H208ZM207 185V186H208ZM28 186V185H27ZM35 186V185H34ZM67 186V185H66ZM117 186V185H116ZM118 186H117V192L119 191V188H118ZM138 186V185H137ZM140 186V187H141ZM168 186H165V187H168ZM186 186H187V183H186ZM189 186V185H188ZM225 186H227V185H225ZM36 187V186H35ZM43 187V186H42ZM46 187V186H45ZM49 187V186H48ZM87 187V186H86ZM100 188V189H103V188ZM115 187V186H114ZM171 187V186H170ZM172 187H174L175 188V186L173 185ZM171 187V188H172ZM179 187V186H178ZM69 188V189H68ZM81 188V187H80ZM89 187H88V189L89 190H91ZM110 188V187H109ZM116 188V187H115ZM115 188H113L114 190H115ZM127 188V187H126ZM126 188H124V189H126ZM128 188H130V187H128ZM127 188V189H128ZM135 188H138V187H135ZM135 188H133V189H135ZM144 188V189H145ZM160 189H161V187H159ZM159 188H157V190L159 189ZM171 188H170V190H171ZM173 188V189H174ZM177 188V187H176ZM176 188L174 189V190H176ZM189 188H190V186H189ZM188 187L186 188V191L189 189ZM192 188V187H191ZM213 188V189H214ZM35 189V188H34ZM87 189V188H86ZM87 189V190H88ZM100 189H98V190H100ZM112 189V188H111ZM132 188L131 189H129V190H131L133 193H135V192H137L136 190L134 191ZM139 189V188H138ZM143 189V187H141V190ZM146 189L144 190V191H146ZM149 189V190H148ZM156 189V188H155ZM154 189V191L156 192L157 190H155ZM163 189V188H162ZM166 189V188H165ZM167 189H169V188H167ZM226 189H227V187H226ZM140 190V189H139ZM173 190V191H174ZM179 190V189H178ZM216 190H218V189H216ZM228 190V189H227ZM62 191V192H61ZM101 191H103V190H101ZM109 191V190H108ZM130 191V192H131ZM143 191V192H144ZM146 191V192H147ZM152 191H151V194L152 195H154L155 193H154V191H153V193H152ZM160 190H158L157 192H159ZM185 191V192H186ZM189 192H190V190H188ZM188 191H187V195L189 194V199H192L193 200V198H191L190 197V195L193 193V191H192V193H188ZM110 192H112V190L110 191ZM121 192H123V190L121 191ZM127 192H128V190H126V193H125V190H124V193H125V196L127 195ZM131 192V193H132ZM139 193H140V191H138ZM137 192V193H138ZM164 192H166L165 190H164ZM180 192V191H179ZM215 192V191H214ZM100 193V192H99ZM109 193V192H108ZM113 193V192H112ZM115 193H116V190H115ZM115 193H113V194H115ZM131 193H129L128 192V194H131ZM137 193H135L137 196L138 195H141V196H138V197H140V199H139V201L141 200V197H145L144 199L142 198V201L141 202H143V200L145 201V199H146V196L145 195H143L142 196V194H144V193H140V194H137ZM161 193V192H160ZM175 193V192H174ZM173 193V194H174ZM222 193V192H221ZM226 193H229L228 191L226 192V190L224 191V195L226 194ZM76 194V195H75ZM101 194H102V192H101ZM100 194V195H101ZM146 194V193H145ZM164 194V196H163V199H159L161 196H159L158 197V195L156 196V197H158V198H156V200L158 201V199L159 200H164V198H168L169 196H170V194H172V193H167L168 194V196L166 195L165 196V193H163ZM181 194H184V195H186V193H181ZM211 194H213V195H211ZM122 195H124V194H122ZM122 195H120V196H122ZM149 195V192H147V196ZM233 195V196H234ZM74 196H75V198H76V196H77V201H73L75 198H74ZM104 196V195H103ZM102 195H101V197H103ZM111 196H113V195H111ZM135 196V195H134ZM134 196H132V198L134 197ZM216 196V195H215ZM226 196V195H225ZM233 196H232V198H233ZM108 196H105V198H107ZM114 197V196H113ZM129 197H131V196H129ZM128 196L126 197L127 199L129 198ZM149 197H152V196H148V198ZM173 197V196H172ZM172 197L170 198L169 197V199L170 200H168L167 202L169 203H171L172 205L174 204L173 202H174V199H173V201H171L172 200ZM176 197V196H175ZM180 197V196H179ZM178 197V198H179ZM184 197H186V196H184ZM214 197V198H213ZM82 198V197H81ZM135 198H136V200H137V197L135 196ZM153 198V197H152ZM154 198H155V196H154ZM153 198V199H154ZM162 198V197H161ZM177 198V199H178ZM215 198H217V199H215ZM231 198V199H232ZM109 199H111L110 197H109ZM124 199H125V197H124ZM126 199V200H127ZM130 199V198H129ZM129 199L127 200V201H129ZM221 199H223V200H226L224 203L225 204H223L222 202H221ZM98 200V201H97ZM122 200V199H121ZM132 200V201H131ZM130 201H129V203H131L132 202V204H133V199H131ZM135 200V201H136ZM176 200V199H175ZM187 201V204L189 205V206H192V203H190V202H192L191 200H188V199H186ZM233 200V199H232ZM109 201V200H108ZM139 201L137 202V205H136V207L135 206H133V209L135 208V210H136V208L137 207H139L138 206V204H139ZM146 201H147V205H149V207L148 208H151L152 206H150L151 205V203L153 202V200H147L146 199ZM145 201V202H146ZM177 201V200H176ZM190 201V202H189ZM234 202H233V204L231 205V207L230 208H233L234 207V205L236 206V204H237V202H236V200L234 199L233 200ZM105 202V201H104ZM114 202V200H113V198H112V202L110 201V203H113ZM140 202V206H141V204L143 205L144 204V202L143 203H141ZM155 202V201H154ZM158 202H161V201H158ZM162 202H164L165 204H168L165 200L164 201H162ZM181 202V201H180ZM206 202V201H205ZM236 202V203H235ZM84 203V202H83ZM87 203V202H86ZM89 203V204H90ZM102 203V202H101ZM100 203V204H101ZM128 203V204H129ZM148 203H150V204H148ZM156 203V202H155ZM154 203V204H155ZM169 203V204H170ZM193 203H194V201H193ZM212 203V204H211ZM220 203H222V205L220 204ZM98 204V203H97ZM105 204V203H104ZM126 204H127V202H126ZM132 204H131V206H132ZM136 204V203H135ZM171 204L170 205H168V209H169V211H170V208H173V207H171ZM179 204V203H178ZM177 204V205H178ZM186 204V205H187ZM204 204V203H203ZM228 204V205H227ZM86 205H88V203L86 204ZM96 205V204H95ZM111 205H113V206H115L116 204H111ZM146 205V206H147ZM153 205V204H152ZM158 205H160V203L158 204ZM176 205V203L174 204V206H177ZM218 205V204H217ZM216 205V206H217ZM104 206H106V204L104 205ZM109 206V205H108ZM129 206H130V204H129ZM130 206V207H131ZM144 206V205H143ZM143 206H141L142 208H144ZM179 206V205H178ZM188 206V207H189ZM208 206H212L211 208H209ZM233 206V207H232ZM97 207V206H96ZM118 207H120L121 208V206H118ZM154 207V206H153ZM163 207V206H162ZM170 207V208H169ZM200 207H202V206H200ZM206 207L208 208V209H206ZM50 208H52L53 209V211L54 212H51V210H50ZM82 208V207H81ZM109 208H110V206H109ZM113 207H111V209H112ZM132 208V207H131ZM148 208H146V210H152V208L151 209H148ZM176 208V207H175ZM174 208V209H175ZM187 208V207H186ZM193 208H194V206H193ZM203 208V207H202ZM214 208H215V206H214ZM213 208V209H214ZM217 208H219L218 206H217ZM97 209V208H96ZM115 209V208H114ZM132 209V210H133ZM138 209V208H137ZM168 209H166V210H168ZM220 209H223V207L222 208H219V211L218 212H220ZM104 210V209H103ZM102 210V211H103ZM131 210V209H130ZM131 210V211H132ZM134 210V211H135ZM154 210H155V212L157 211V209H155L154 208ZM164 210V209H163ZM194 210V209H193ZM193 210H189L188 211V215H187V217H189L190 219H191V221L193 220L192 219V216H190L191 214H194V212H192ZM212 210V209H211ZM215 210V211H216ZM85 211V210H84ZM106 211H107V209H106ZM130 211V212H131ZM139 211V210H138ZM145 211V210H144ZM158 211H159V209H158ZM160 211H162V210H160ZM159 211V212H160ZM172 211V210H171ZM214 210H213V212H215ZM223 211H221V214L223 213ZM230 211V213H232ZM56 212H58V217L59 218H57V214H55ZM99 212H100V210H99ZM112 212V211H111ZM133 212V211H132ZM136 212V211H135ZM140 212H142V211H140ZM148 213H146L145 212V214L143 215V216H145L146 214L149 216V212L150 211H147ZM152 212V211H151ZM162 212H164V211H162ZM174 212V211H173ZM185 213H186V211H184ZM184 212L182 213V214H184ZM192 212V213H191ZM201 212V211H200ZM212 212V213H213ZM217 212V213H218ZM22 214L23 216H19V214ZM114 213V212H113ZM125 213V212H124ZM144 213V212H143ZM175 213V212H174ZM190 213V214H189ZM235 213V212H234ZM127 215H128V213H126ZM130 214H134V212L133 213H130ZM136 214H138V213H135V215ZM140 214V213H139ZM181 214V213H180ZM206 214V213H205ZM206 214V215H207ZM211 214V213H210ZM220 214V213H219ZM226 214H229V213H226ZM226 214H225V216H226ZM233 214V213H232ZM119 215H121V214H119ZM154 215V217L153 218H156L158 215H157V212H156V216H155V214H153L152 213V215L151 216H153ZM162 215H164V214H162ZM171 215V214H170ZM186 215V214H185ZM217 215V214H216ZM215 215V216H216ZM234 216H235V214H233ZM105 216V215H104ZM116 216V215H115ZM131 216V215H130ZM142 216V215H141ZM140 216V217H141ZM147 216V217H148ZM161 216V215H160ZM165 216H168L166 213H165V215H164V219L166 218ZM180 216V218H182L183 220L182 221H185L186 219L187 220H189L187 217H185L184 215H182V216H184V218H185V220H184V218L183 217H181V215H179ZM205 216V215H204ZM217 216H219V215H217ZM217 216L216 217H214V216H212V217H214V218H217ZM221 216H223V215H221ZM221 216H219V218L221 217ZM225 216H223L224 218H225ZM234 216H231V217H229V218H232V217H234ZM32 218V219H34V221L33 220H31L32 222H35L36 220L35 219H40L41 221L42 220H44V222L46 223V225H47V231H49V233L50 234H52V236L50 235V237H49V235L48 236H45L42 232V234L45 236L44 238H42L43 237V235L42 236H37V235H35V236H37V237H39L36 241H34V242H31V243H28V242H25V241H22L21 243H19V244H17V223L18 222H22L25 218ZM97 217V216H96ZM99 217H101V216H99ZM98 217V218H99ZM121 217V216H120ZM119 217V218H120ZM123 217V216H122ZM132 217V216H131ZM134 217V216H133ZM133 217L131 218V219H133ZM139 217V216H138ZM137 217V218H138ZM146 216L144 217V218H147ZM175 217V219L177 218V216H174ZM209 217H210V215H209ZM119 218H118V220H119ZM143 218V217H142ZM151 218V217H150ZM160 218H162V216L160 217ZM168 218V217H167ZM169 218H172V216H170ZM196 218V217H195ZM198 218V217H197ZM207 218H208V215H207ZM223 218V219H224ZM228 218V219H229ZM235 218V217H234ZM234 218H232L231 219V221L234 219ZM235 218V219H236ZM131 219H130V221H131ZM149 219V218H148ZM152 219V218H151ZM174 219V218H173ZM220 219H222V218H220ZM161 220V219H160ZM159 220V217H158V221H160ZM166 220V219H165ZM170 220V221H169ZM176 220H179L178 218L176 219ZM175 220V221H176ZM211 220H212V218H211ZM218 220V219H217ZM25 221V220H24ZM39 221V220H38ZM37 221V222H38ZM138 221V220H137ZM140 221V220H139ZM156 221H157V218H156ZM164 220H162V222H163ZM168 221V224H169V226H171V219H168L167 220ZM180 221H181V219H180ZM194 221V220H193ZM216 221V220H215ZM222 221V220H221ZM225 221V220H224ZM234 221V220H233ZM100 222V221H99ZM115 221H113V223H114ZM209 222V221H208ZM236 222V221H235ZM237 222H238V220H237ZM236 222V224H238ZM40 223L41 222H39V224L38 225H40ZM43 223V222H42ZM41 223V224H42ZM105 223V222H104ZM167 223V222H166ZM175 223H179V222H175ZM174 223V220L172 221V225H174L175 224ZM189 223V222H188ZM226 223V222H225ZM33 224V223H32ZM109 224V223H108ZM117 224V223H116ZM116 224H113L114 226H113V228L114 227H116L115 225ZM129 224H130V222H129ZM163 225L164 226V224L163 223H160L159 224V227H160V225ZM228 224V223H227ZM34 225H35V223H34ZM105 225H107V224H105ZM124 225H126V224H124ZM123 225V226H124ZM136 225V224H135ZM224 225V224H223ZM239 225V224H238ZM36 226V225H35ZM97 226H99V225H97ZM130 227H132L131 225H129ZM25 227H26V225H25ZM65 227H66V225H65ZM103 227V226H102ZM112 227V226H111ZM158 227V226H157ZM173 227V226H172ZM175 227V226H174ZM178 227V226H177ZM180 227V226H179ZM221 227H224V226H222L221 225ZM240 227H237V228H240ZM86 228V227H85ZM99 228V227H98ZM113 228H111L112 229V231L111 232H109V234L111 233V234H113L112 232H114V234H115V231H113L114 229ZM161 228H163V227H161ZM169 228V227H168ZM186 228V227H185ZM34 229V228H33ZM40 229H43V228H40ZM70 228H68V230H69ZM91 229V228H90ZM101 229V228H100ZM106 229V228H105ZM116 229V228H115ZM119 229V228H118ZM126 229V228H125ZM145 229V228H144ZM148 229H149V227H148ZM36 230H38L37 228H36ZM74 230V229H73ZM92 230V229H91ZM127 230V229H126ZM128 230H129V228H128ZM127 230V231H128ZM155 230H156V228H155ZM158 230V229H157ZM236 230H238V229H236ZM235 230V231H236ZM240 230V229H239ZM38 231H40V230H38ZM38 231H36V232H38ZM67 231V232H66ZM75 232H76V230H74ZM106 231H108V230H106ZM127 231H126V233H127ZM144 231V230H143ZM72 232V231H71ZM85 232V231H84ZM83 232V233H84ZM99 231H97V233H98ZM133 232V231H132ZM163 232V231H162ZM4 233H1V235L2 234H4ZM32 233H35V232H32ZM31 233V234H32ZM46 233V232H45ZM120 233H121V231H120ZM129 233V232H128ZM127 233V234H128ZM145 233V232H144ZM172 233V232H171ZM29 234V233H28ZM110 234V235H111ZM156 234V233H155ZM154 234V235H155ZM165 234V233H164ZM167 234V233H166ZM235 234H236V232H235ZM82 235V234H81ZM97 235V234H96ZM101 235V234H100ZM99 235V236H100ZM105 235V234H104ZM121 235V234H120ZM157 235V237L156 236H153V237H156V238H159L158 237V234H156ZM5 236V235H4ZM33 236V235H32ZM80 236V235H79ZM85 236V235H84ZM89 236V235H88ZM212 236V235H211ZM235 236V237H234ZM2 237H3V235H2ZM36 237V238H37ZM47 237H49V238H47ZM57 237L58 238H60L59 240H57L56 241V239H57ZM107 237V236H106ZM112 237H114L113 239H115L116 237H115V235L114 236H111V238H110V236H109V240L110 239H112ZM153 237H151V238H153ZM163 237H165L164 235H163ZM5 238V237H4ZM3 238V239H4ZM22 238H23V236H22ZM33 238V237H32ZM75 238V237H74ZM81 238H82V236H81ZM84 238V237H83ZM89 238V237H88ZM127 238V237H126ZM155 238V239H156ZM233 238H236V235H233ZM232 238V239H233ZM239 238V239H240ZM104 239V238H103ZM107 239H108V237H107ZM130 239H131V237H130ZM137 239V238H136ZM238 239V240H239ZM43 240H45L44 242H43ZM61 240V241H60ZM94 240V239H93ZM105 240V239H104ZM151 240V239H150ZM158 240V239H157ZM236 240V239H235ZM97 241H98V239H97ZM102 241V240H101ZM108 241V240H107ZM112 241V240H111ZM128 241V240H127ZM126 241V242H127ZM152 241H155V240H152ZM160 240H158V242H159ZM226 241H228V239H226ZM100 242V241H99ZM109 242V241H108ZM113 242H115V240H113ZM158 242L156 243V244H158ZM163 242V241H162ZM218 242V241H217ZM216 242V243H217ZM110 243H112V242H110ZM116 243V242H115ZM115 243H113V244H115ZM144 243V242H143ZM100 244H102V243H100ZM127 244V243H126ZM147 244V243H146ZM166 244V243H165ZM107 245V246H106ZM116 246H118V244H115ZM115 245L113 246V248L115 247ZM149 245H150V243H149ZM235 245V244H234ZM237 245V244H236ZM122 246V245H121ZM145 246V245H144ZM161 246V245H160ZM218 246V245H217ZM146 247H147V245H146ZM215 247V246H214ZM108 248H111V250H109ZM173 248V247H172ZM149 249V248H148ZM174 249H176V247L174 248ZM218 249V248H217ZM230 249V248H229ZM213 250H215V249H213ZM222 250V249H221ZM231 250H235V249H232L231 248ZM240 250V249H239ZM118 251V250H117ZM153 251V250H152ZM211 251H212V249H211ZM218 251V250H217ZM238 251V250H237ZM174 252V251H173ZM176 252V251H175ZM235 252V251H234ZM241 252V251H240ZM239 252V253H240ZM114 253H115V251H114ZM113 253V254H114ZM117 253V252H116ZM119 253H120V250H119ZM143 253V252H142ZM159 252H156V254H158ZM216 253V252H215ZM219 253H221L222 254V252H220L219 251ZM53 254H54V256H53ZM113 254H112V256H113ZM121 254V253H120ZM212 254V253H211ZM228 254H229V251H228ZM242 254H243V252H242ZM115 255V254H114ZM124 255V254H123ZM144 255V254H143ZM155 255V254H154ZM161 255V254H160ZM174 255V254H173ZM240 255V254H239ZM161 256H163V257H167L166 255L164 256V253H163V255H161ZM176 256V255H175ZM179 256V255H178ZM213 256V255H212ZM214 256H215V254H214ZM101 257V256H100ZM145 257V256H144ZM124 258V257H123ZM156 258H159V256H157ZM174 258V257H173ZM104 259H103V261H104ZM128 259V258H127ZM166 259V258H165ZM170 259H171V257H170ZM133 260V259H132ZM214 260V259H213ZM141 261V260H140ZM210 261H212V258H211V260ZM209 261V262H210ZM109 262V261H108ZM213 262V261H212ZM108 264V263H107ZM111 264V263H110Z\"/></svg>",
    "mask_w": 264,
    "mask_h": 264
}]
</instances>
